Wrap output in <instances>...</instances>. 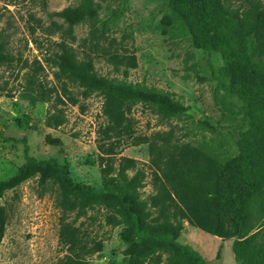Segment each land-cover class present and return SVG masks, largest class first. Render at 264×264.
Returning a JSON list of instances; mask_svg holds the SVG:
<instances>
[{"label":"rangeland","instance_id":"rangeland-1","mask_svg":"<svg viewBox=\"0 0 264 264\" xmlns=\"http://www.w3.org/2000/svg\"><path fill=\"white\" fill-rule=\"evenodd\" d=\"M81 0H0V41L14 57L0 65V180L14 175L26 154L37 159L67 162L74 181L100 187L104 184L98 149L99 127L107 122L104 96H88L76 82L66 80L77 102L63 96L62 82L52 61L59 44L66 42L78 59L91 58L95 70L109 78L157 87L170 93L185 109L165 117L154 106L137 103L132 110L136 135L148 136L157 144L192 143L214 147L221 154L239 151L242 132L248 128L243 101L230 88L220 68L223 58L216 50L194 46L191 34L179 23L163 26L170 13L169 0H97L98 15L69 27L57 11ZM134 54L137 66L125 77L124 66H115L111 54ZM31 76L45 90L49 101H34L27 89ZM63 112L65 122L48 126L46 119ZM48 135L59 138L58 144ZM138 160L129 176L142 171L141 196L156 193L149 144H125L115 156ZM59 188L49 182L41 186L38 177L21 183L0 197L7 209L8 223L0 245V264H49L65 254L59 243L63 211L58 205ZM108 210L97 206L75 220L91 237L101 240L102 250L92 248L90 264H128L123 225L107 222ZM234 238L225 239L184 220L178 241L189 245L205 264H239L233 253ZM92 246V244H91ZM93 247V246H92Z\"/></svg>","mask_w":264,"mask_h":264},{"label":"trees","instance_id":"trees-1","mask_svg":"<svg viewBox=\"0 0 264 264\" xmlns=\"http://www.w3.org/2000/svg\"><path fill=\"white\" fill-rule=\"evenodd\" d=\"M169 6L163 26L179 23L191 34L194 46L222 55L220 71L243 101L248 125L239 151L221 154L212 146L171 143L162 136L164 143L159 145L148 136L136 135L131 114L137 103L152 105L165 117L180 114L184 105L157 87L98 73L91 58L78 59L72 47L61 42L52 61L63 96L77 102L69 93L67 79L82 87L85 96L91 91L104 96L107 122L97 131L104 184L76 182L67 162L29 154L14 175L0 180V197L33 177H38L41 186L49 182L58 186V205L63 211L59 243L66 252L49 264H90L92 248L102 250L101 240L74 223L97 206L108 210V223L124 226L128 264H205L198 251L178 241L184 220L213 235L234 238L232 249L239 264H264V0H169ZM98 10L97 0H81L56 14L73 27L94 19ZM13 58L0 41V65L11 64ZM109 60L124 66L125 77L137 66L134 54L114 53ZM36 83L31 76L27 89L33 100L49 101L51 89L45 90L42 83L36 88ZM64 122L61 111L46 119L51 127ZM47 138L60 142L51 135ZM129 143L149 144L156 193L147 198L140 192L142 171L128 174L138 160L122 156L117 166L114 162L119 148ZM73 212L75 220H68ZM7 223V209L0 204V245Z\"/></svg>","mask_w":264,"mask_h":264}]
</instances>
